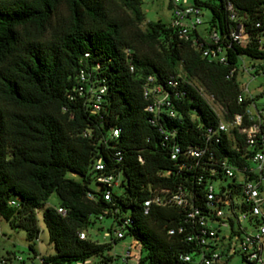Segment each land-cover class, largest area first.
Returning <instances> with one entry per match:
<instances>
[{
    "label": "trees",
    "instance_id": "1",
    "mask_svg": "<svg viewBox=\"0 0 264 264\" xmlns=\"http://www.w3.org/2000/svg\"><path fill=\"white\" fill-rule=\"evenodd\" d=\"M227 1L236 21L229 18ZM142 3L0 0V218L24 229L29 241L37 239L36 209L55 193L57 204L42 211L48 244L55 250L44 256L51 264L99 255L110 248L78 236L99 214L132 220L127 229L143 244L142 264H178L179 253L193 247L186 240L190 228L184 212L151 206L144 214L143 201L149 197L148 185L190 183L186 176L191 171L176 173L183 159H170L171 146L197 144L198 124L217 121L209 104L185 80L196 81L212 94L228 115L244 109L236 102L240 83L236 76L227 78L231 66L202 57L160 18L145 21ZM197 3L210 11L207 31L214 29L219 43L230 44L226 51L232 65L238 55L264 59L260 46L264 0ZM239 23L248 34L244 47L229 37ZM260 68L264 72V65ZM80 70L86 76L81 94L77 91ZM148 74L160 82L180 75L185 94L172 99L179 113L175 119L158 120L166 133L176 128L174 136L161 134L158 125L150 122L142 95V78ZM98 85L106 91L101 108L92 112L88 89ZM115 128L118 136L112 137ZM220 152L228 153L226 148ZM99 158L103 171L94 169ZM167 170L171 171L167 178L158 175ZM108 171L120 173L121 180L110 201H105L96 177ZM68 173L80 179L69 178ZM92 181L97 190L89 187ZM56 206L66 208V215L58 214ZM180 226L184 229L177 232ZM170 228L176 230L174 234L167 233ZM29 249L36 252L31 244Z\"/></svg>",
    "mask_w": 264,
    "mask_h": 264
},
{
    "label": "built area",
    "instance_id": "2",
    "mask_svg": "<svg viewBox=\"0 0 264 264\" xmlns=\"http://www.w3.org/2000/svg\"><path fill=\"white\" fill-rule=\"evenodd\" d=\"M197 1L167 0L170 10L167 23L180 40L191 43L202 57L220 65L231 66L227 78L236 76L240 83L236 102L244 104V109L228 115L212 94L192 81L185 80L209 104L217 121L213 125L198 124L200 140L197 144L181 146L175 143L171 146L170 159H183L176 173L192 172L186 176L190 177V186L182 181L174 187L148 185L149 197L143 201V211L148 214L151 206H157L177 207L184 212V220L190 228L186 240L192 242L193 247L190 252L179 253L178 264H219L222 259L229 260L234 255H239L244 264H264V104H257V96L252 95L248 87L242 86L240 82V77L251 75L255 66H246L243 55H238L236 63L232 65L226 51L230 44L225 46L219 43L214 29L207 31V26L199 28L204 23L201 12L203 6ZM226 9L230 12V20L236 21L231 2L227 1ZM243 28L239 23L229 34L231 41L241 47L248 41V34ZM125 52L129 54L128 50ZM258 71L264 73L261 68ZM179 77V74L172 75L164 82L158 81L153 74L142 78L145 110L150 113V122L158 125L161 134L174 136L177 133L176 128L166 133L158 120L175 119L179 113L173 102L185 94ZM254 77L251 75V78ZM79 80L77 91L81 94L86 80L83 70L79 72ZM88 90L92 112L97 111L101 108L106 87L98 85L94 90L91 87ZM190 116L192 119L197 117L194 111ZM111 136L117 137L118 129H112ZM221 148H226L228 153H221ZM116 155L120 156V153ZM139 161H142L141 158ZM187 161H192L191 165L187 166ZM104 168L102 160L97 159L94 169L103 171ZM170 172L161 171L158 175L167 178ZM120 180V173L108 171L97 175L96 181L103 188L102 197L105 201H110L111 193L119 188ZM87 196L93 199L91 193L88 192ZM10 203L15 204L14 201ZM56 212L62 216L67 213L62 206H56ZM104 218L105 214H99L94 222ZM109 219L111 224L101 233V240L89 233V228L79 231L78 236L96 244L109 245L110 248L102 254L63 264H115L118 259L124 264H142L143 244L127 229L132 220L129 217L114 216ZM183 229L180 226L177 232ZM175 231L170 228L167 233L171 235ZM124 239L128 241L123 243L122 253L116 254L113 246ZM44 256L31 252L26 258L19 256L13 259L15 264H51L44 260ZM6 260L1 258L0 264H5Z\"/></svg>",
    "mask_w": 264,
    "mask_h": 264
},
{
    "label": "rangeland",
    "instance_id": "3",
    "mask_svg": "<svg viewBox=\"0 0 264 264\" xmlns=\"http://www.w3.org/2000/svg\"><path fill=\"white\" fill-rule=\"evenodd\" d=\"M142 9L145 13V21L149 19L160 18L164 22H168L170 19V10L167 6V0H143ZM202 20L204 23L199 28H204L207 26V22L210 19V11L204 7L201 8ZM141 28H144V22L140 25ZM260 46L264 51V35L260 38ZM246 66H252L254 64L255 68L251 70V75H254V78H251V75L244 74L240 77V82L242 86H247L252 95L257 96L256 103L263 105L264 104V73L260 70V65H264L263 58H251L246 55H243ZM258 69V70H257ZM194 84H197L193 80ZM67 177L79 180L80 177L73 174H67ZM89 187L93 190L98 189V185L92 181ZM58 202L57 196L53 193L47 201L44 202L40 207L36 209V217L38 220V226L40 232L37 239L29 241L27 239V233L24 229L20 227H12L4 219L0 218V258L9 257L10 259L6 260L5 264H15L13 258L21 256L26 258L31 254L29 249V244L32 245L33 249L42 255H50L55 252L52 244H48V233L46 227L42 221V211L46 206H54ZM111 224V219L104 218L101 221H95L89 226V233L98 240H101V233L107 229ZM102 228V229H101ZM100 229V233L96 234ZM128 239L120 240L113 246V251L116 254L122 253V245L124 242H127ZM115 264H124L119 259ZM219 264H244L239 255H234L232 259L225 260L222 259Z\"/></svg>",
    "mask_w": 264,
    "mask_h": 264
}]
</instances>
